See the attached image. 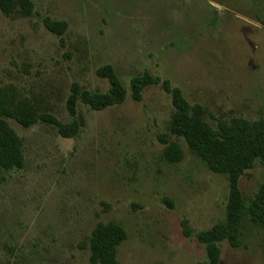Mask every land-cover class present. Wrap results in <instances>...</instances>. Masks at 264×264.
Returning a JSON list of instances; mask_svg holds the SVG:
<instances>
[{"label":"rangeland","instance_id":"1","mask_svg":"<svg viewBox=\"0 0 264 264\" xmlns=\"http://www.w3.org/2000/svg\"><path fill=\"white\" fill-rule=\"evenodd\" d=\"M31 16L0 8V87L40 111L73 121L71 85L107 92L97 69L112 64L129 86L145 71L182 89L207 119L264 114V0H31ZM65 21L64 41L44 19ZM73 138L53 125L24 128L22 169H0V264H90L99 222H117L127 239L122 264H201L197 233L226 217L229 186L172 140L183 161L164 159L174 107L159 85L120 105L95 111L79 103ZM264 183L258 161L240 180L248 200ZM193 234L188 236L183 221ZM219 264H264V228L247 219L241 245L221 243Z\"/></svg>","mask_w":264,"mask_h":264},{"label":"trees","instance_id":"2","mask_svg":"<svg viewBox=\"0 0 264 264\" xmlns=\"http://www.w3.org/2000/svg\"><path fill=\"white\" fill-rule=\"evenodd\" d=\"M0 8L7 16L15 13L31 16L35 5L31 0H0ZM44 24L64 41L68 26L65 21L46 17ZM96 73L109 82V90L91 91L74 82L66 103L74 119L68 123L49 111H40L28 99L16 95L12 88L0 87V169H22L25 164L23 140L10 125V119L24 128L38 123L53 125L62 137L73 138L82 126L77 119L79 103L95 111H104L124 104L129 96L141 102L148 88L159 85L171 97L174 107L167 132L159 135V140L166 145L164 159L169 163L183 161L185 152L172 137L183 138L192 154L212 172L225 176L229 186L225 219L196 235L198 241L206 246L208 256V260L201 264H219L224 241L239 247L247 219L264 228V183L248 200L240 187L242 176L258 161L264 166V114L252 121L239 116L230 119L220 117L213 124L207 119L206 108L201 104L192 105L182 89L173 86L169 79L145 71L133 76L127 86L112 64L102 65ZM183 227L188 236L193 234L188 220L183 221ZM126 239L127 232L121 224L99 222L90 239V264H122L118 251Z\"/></svg>","mask_w":264,"mask_h":264}]
</instances>
